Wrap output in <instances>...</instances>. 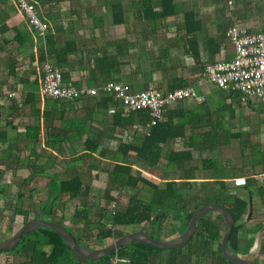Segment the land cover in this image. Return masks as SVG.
Here are the masks:
<instances>
[{
    "label": "crops",
    "instance_id": "obj_1",
    "mask_svg": "<svg viewBox=\"0 0 264 264\" xmlns=\"http://www.w3.org/2000/svg\"><path fill=\"white\" fill-rule=\"evenodd\" d=\"M27 1L34 7L38 19L46 25L45 36L49 35L52 37L55 48L61 49L66 42L75 44L76 51L74 53L68 54L66 57L61 54V57L57 58L61 62L59 68L56 66V56L54 54H49L48 59L45 61L58 68L68 77V82H71L75 87L98 88L107 82L106 76H103L106 73H110V76L117 82H123L132 87L133 90L139 87L142 90L152 88L165 92L178 84H183V87L199 88L200 92L197 93L195 100L183 101L169 107V109L181 111V115L188 123L185 128L186 137H195L197 142L195 141L194 146H188V140L175 139L164 146V151L191 152L193 161L187 166L194 169V179H185L188 177L179 168L177 170V168L167 167L165 159L161 160L160 166L162 165L166 169L160 170V172L159 169H150V173H147V175L155 179L160 178V181L162 180L164 183L168 181L178 183L189 181L194 184L191 187L194 190L196 185L204 184L206 183L205 181L214 183L223 181L228 194L234 193L237 196V193H239V196L244 200L247 197V180H253L256 183L251 189H255L257 184H264L263 162L256 165L247 163L246 165L250 166L246 169L244 165H241L242 162L234 164L233 166H236L241 172L229 174V176H221L222 172L220 173L218 168H214L217 171L215 176L214 169H204L202 164L200 169L195 164V155L201 160L202 158H209L207 153H212L210 155L213 157V155H221L223 152L228 154L226 151H229L227 149L228 142L226 143L222 136H218L219 146L211 149L210 145L201 137L202 135L213 134L214 132L225 135L228 131L231 134L240 133L233 130L235 128L231 125V115L228 117L226 115L227 121H225L223 115L227 111L225 107H217L214 104L218 102V99L213 95V89L215 91L218 89L203 81L204 66L217 60L230 59L233 56V48L224 38V33L229 26L240 25L249 32L255 33L264 31V0H256L257 3H252V0L251 3L240 0V4L237 3V7H233V0H228V5L233 7L231 10H224L221 6L222 0H199L200 2L198 3H196L197 0H179L176 2L179 7L177 14L156 21H148L145 15L140 14V5L138 3L144 0ZM130 1L138 6L135 12H132V8H130L132 6V3H128ZM149 1H151L155 10H159L160 0ZM8 3V8L1 6L9 11L5 19L6 21L8 20L6 22L8 29L11 31H13L12 29H17V32L21 34H30L31 41L24 43L23 46H19L14 42L15 46L6 47L2 39L9 41L16 36V33L13 31L14 36L9 39L7 36H0L2 53L11 52L6 59L12 55L16 67L14 76H9L8 67L4 64L5 60L0 55V107L2 115L0 132L5 133L7 138L0 146L6 149H13L14 151H27L28 159H32L30 163L33 162L36 166L38 158L34 157V155L42 157L43 153L45 154L46 152L49 159L38 167L41 168V172L48 175H57L58 177L67 176L69 171L76 173L74 171L84 166L81 161H75V159L87 149L94 147L90 146V142L95 143L94 145L97 147V152L93 154V157L97 159L94 162L95 164L102 166L117 163L113 157L119 145L121 143L137 145L143 136V129L136 128L137 131H135V128L125 130L115 128L113 126L115 110L112 106L102 110L100 108L101 105H99L100 98L81 99L76 102H62L43 98L39 93V89L42 78V64L45 62H39V54L41 50H45V36H39L27 24L25 17L15 4L9 0ZM246 3H248V6ZM116 4L124 6L123 24L121 25L113 24L114 15L111 9ZM220 9L221 11L223 10L220 18L223 26L217 31L216 27L213 26V20L216 19V13ZM189 11H193L196 14L195 19L200 23L199 29L194 32L186 31L184 13ZM133 23L135 24L133 25ZM138 25L139 27H136ZM217 44L220 45L219 52L213 55L211 53L215 50ZM150 55H154L155 58H151L152 56ZM106 58L110 59L108 63L104 61ZM100 59H103L101 60L103 61L102 63H100ZM153 60L156 61L153 62ZM97 65L106 72L102 73L97 70ZM198 81L202 82L201 86H197ZM34 90L36 91L35 97L31 99ZM133 92L140 91L134 90ZM10 93H14L15 97L9 98L8 94ZM226 95H219V97L227 101L229 98ZM17 101L23 104L26 101L27 104L17 108ZM29 102H34V104L32 105ZM232 111L231 108L230 112ZM80 113H83V115H80ZM219 122L220 125L218 124ZM32 128L38 129L37 140L25 136L27 133L26 129ZM256 137L253 134L250 141L248 137L243 141H240L239 137L235 139L238 141V158L241 157L243 151H253L256 146L260 149ZM244 142L246 145L243 146ZM37 150L39 152H35ZM112 151L113 154H111ZM21 155L22 153L18 156L21 157ZM130 155H134V153H130L128 156ZM116 160L120 161L119 159ZM214 161L217 162L218 160H211L212 167ZM28 163L26 166L30 169ZM59 163L63 168L60 170L61 172L55 167ZM221 164L225 169L231 167L228 162H222ZM21 171H23V168L20 164L15 171L11 172L12 176L20 177ZM99 171V169L94 170V176L91 178L85 179L82 177L83 183L87 188L86 196L88 199L95 196H104V194L108 193L105 188L102 191L96 190L98 184L107 183L106 181L97 180L96 174ZM155 172L159 174V177L153 174ZM30 173L23 177L22 180L26 179ZM40 179H46V182H48V178L44 176H36L32 179V182ZM59 179L65 180L68 177ZM241 179L246 181V185L236 189L233 186V182H242L243 180ZM196 187L199 189L198 186ZM238 189L241 190L239 191ZM109 195L112 197L111 191ZM257 201L258 203L260 202L259 199ZM68 205H71V201L66 203V206ZM190 210L191 207L188 208V211ZM90 217L92 216L90 215ZM258 221L264 224L262 204L258 206L257 216L252 214L250 221H246V219L243 221V224L246 225L243 226V230L239 234L243 246H245L244 243L247 242V238L250 237L249 230L253 226H257ZM99 222L104 223L103 220L98 222L96 220V223ZM175 222L176 226H180V221ZM247 222L251 225H248ZM80 223L84 227V222ZM144 227L148 231V228ZM84 231V236L80 238V242L82 241L83 245L90 246L94 244L91 248L101 249L103 245L106 247L111 243V240H104L101 242L103 245L99 246L97 243L100 241L97 243L91 241L90 232H95V236L97 233L95 225L91 228H85ZM251 232L253 233V230ZM172 239H175V237H165L164 241ZM240 247L239 250H241ZM194 256H189V258ZM183 257L188 256H182L178 264H181ZM159 258L163 261L162 255ZM80 264L88 263L80 262Z\"/></svg>",
    "mask_w": 264,
    "mask_h": 264
},
{
    "label": "trees",
    "instance_id": "obj_2",
    "mask_svg": "<svg viewBox=\"0 0 264 264\" xmlns=\"http://www.w3.org/2000/svg\"><path fill=\"white\" fill-rule=\"evenodd\" d=\"M177 1L179 0H160L159 3V10H155L152 6L151 1L144 0L139 1V11L140 14L145 15L146 20L148 21H156L160 19H164L167 17H171L178 13L179 7L177 6ZM8 0H0V6H6ZM138 9V6L137 8ZM112 14L114 15V22L115 25L123 24V16H124V6L120 4H116L111 9ZM185 20H186V31L187 32H194L197 31L200 27V23L195 19L196 14L193 11H189L184 13ZM117 19H116V18ZM116 19V20H115ZM190 25V26H189ZM16 36L13 37L10 42L17 43L19 46H23L24 43L30 42L31 37L28 33H19L17 29H12ZM262 32V31H261ZM45 36V35H44ZM45 50H41L40 52V59L39 62H45L49 57V54H54L56 56V66L60 67V59L61 54H64L65 57L68 54L74 53L76 51L75 44L72 43H65V45L61 49L55 48V44L52 42V37L49 35L45 36ZM4 45L7 47L9 41L6 39H2ZM2 46V45H1ZM0 46V55L1 58H7L11 52L2 53V48ZM220 45L217 44L215 50L211 54H216L219 52ZM103 59H100L101 61ZM109 58H106L104 61L107 63L109 62ZM229 60V59H226ZM101 61L100 63H102ZM5 65L8 67V74L9 76H14L15 71V61L11 57L4 62ZM117 64V63H116ZM109 65V64H107ZM97 70H100L102 73L106 72L103 70L99 65H97ZM62 73V72H61ZM106 76V77H105ZM103 77L107 78V81H117L110 73H106ZM62 79L64 82H68V77L62 73ZM35 86H37L35 84ZM132 88V87H131ZM184 88L183 84H178L172 87L169 91ZM159 90V89H157ZM132 91L133 88H132ZM220 95H225L229 99L236 100L238 104L241 103L239 96L236 93H225L223 91L217 90ZM36 91L32 93L31 99L35 97ZM101 109L105 110L108 106H112L115 110L113 114V126L115 128H120L121 130H125L128 128H144L146 124L149 122V113L147 110L136 111V112H126L122 108V106L117 101H113L110 97H99ZM49 99V98H45ZM30 104H34V102H29ZM25 105L27 102L25 101ZM23 103L17 108H21ZM24 105V106H25ZM250 108H252L251 103L248 102ZM231 109V108H230ZM1 107H0V121H1ZM176 120V121H175ZM187 120L183 118L181 115V111L175 109H169L166 107L163 112V118L160 121H157L154 125L151 126L149 129L148 135H143L141 139L138 141L137 145H126L120 144L117 149V158L120 161L114 159L117 163H115L109 173L108 184L111 188L113 186H117V188H129L130 190H136L138 187H145L148 192V199L147 201H141L136 199L133 196L129 197L127 205L119 210H116L114 214L111 212L104 213L100 216V220L104 221V223H98L97 229L98 232L94 238L96 241H100V244L104 240H110V238L115 239V235L113 232L114 227H131V226H146L148 231L146 232L150 238L160 240V234L163 231V225L161 223L160 215L165 212V216L169 214L167 213L168 209L173 211L172 216L176 221H180V229L185 231L189 220L191 219L194 211L198 209L205 203H215L227 209L233 218L234 226L232 232L230 234L228 245L230 249L237 253L239 250L240 245H242V241L239 238V234L243 230V225L240 224L247 215V201L241 199L233 194H228L227 189L225 187V183L223 181L215 182L216 185L219 186V190L213 196L214 201L206 200L195 203V201L201 199L198 193L201 188L196 190V195H192L189 197L187 195V191L191 189L194 185L189 181H182V182H175V181H168L163 183V186L155 184L151 181H148L141 175H134L132 173L131 165L126 163V158L130 153H134L135 157L140 160L147 168L157 170L161 160H166L167 167L177 168V170L181 169L184 171L185 176L189 180L194 179V169L187 166L190 162L193 161L192 154L189 151H164V146L175 140V139H186L188 140V146H194L197 142L195 137L188 136L186 137V125ZM220 125V122L218 123ZM37 130L35 128L26 129V137L27 138H34L37 140ZM229 134V135H228ZM218 136H222L224 141L227 143L231 140L240 138L239 133L231 134L229 131L225 135H220L217 133H210L208 135H202L203 139L210 145L211 149L216 148L219 146ZM6 134L0 132V145L6 141ZM196 141V142H195ZM95 143L90 142V146H94L93 148L87 149L82 155L78 156L75 161H81L83 165L89 164L87 166L89 171H94L99 168L97 164L94 162L97 161L96 158L93 157V154L97 152V147L94 145ZM246 143H243V146ZM13 153L12 163L8 162L7 166L0 167V181L5 172H9V174L15 171L20 166V159L18 155L22 153V150H15V155L13 149H10ZM12 153H10L12 155ZM18 153V155H16ZM120 156V158H119ZM33 157V156H32ZM32 159L29 160L30 169L32 170L30 175L22 180L21 186L19 187L21 190L28 187L34 177H36L37 168L35 163H30ZM262 162V161H260ZM6 163V162H5ZM93 163V165L91 164ZM202 167L205 169L212 168L211 160H202L201 161ZM29 168V167H28ZM179 168V169H178ZM9 169V170H8ZM7 170V171H6ZM12 174V173H11ZM10 174V175H11ZM40 174H46L41 172ZM256 185L255 181L247 180V189L246 191L252 197L253 193L256 192L260 198H263L264 194V187L262 185L256 186L255 189H251ZM46 187V199L44 201L43 207L39 213H44L45 215L52 218L49 222H54L59 225H62L61 222L62 211L65 209L67 202H74L77 200L75 211L72 215V221L84 222V229L91 228L94 226L89 221V207L86 205L87 196H84V183L82 180V176L79 174H75L68 179L61 180L55 178H48V182L45 184ZM21 190L15 191V204L12 210V219L17 217L20 218L22 224L27 223L31 219L37 218V212L30 210L29 206L23 207V200L25 198L30 199L31 196L28 193L26 195ZM109 191V189H107ZM0 195L4 196V186L0 184ZM221 201V204H219ZM193 205V208L188 211V208ZM263 214H264V200H261ZM105 212V209L103 210ZM58 213H61L59 216ZM158 217V220H155V217ZM164 216V217H165ZM220 218V222H216L210 217H204L198 220L195 228V233L193 237L190 239L188 244L184 247L168 250V257H165L164 264H178L179 259L182 256H196L201 253L209 252V248L213 243H217L218 248L217 252L211 251L210 253L214 256H217L219 262L221 264H231L227 262L223 256L221 251V238L224 232L225 223L223 218L218 215ZM252 218V214L248 221ZM58 219V220H56ZM66 225V224H65ZM257 227H264V225L258 221ZM70 227V225H66ZM98 226L103 228H98ZM109 226V228L107 227ZM65 227V226H64ZM65 227L68 230V228ZM108 230H107V228ZM163 228V229H162ZM101 229V230H99ZM264 232V231H263ZM69 233L74 237L77 244L88 247L87 245H83L79 238L72 232ZM151 233V234H150ZM264 234V233H262ZM126 234H117L116 240ZM9 239H2L0 241H7ZM245 246H248L247 243H244ZM164 250H159L153 247H148L138 243H132L128 247L121 248L116 250L111 255L103 258L98 262H87L75 253H73L63 242V240L53 231L47 229H38L36 232L29 233L24 235L17 247L12 250L11 252H0L2 253H13V254H20L23 257V261L21 264H80V262L88 263V264H110V260L113 256H117L119 259H123L125 263H118V264H161L162 260L159 258ZM248 251V248L246 249ZM264 259V244H260L259 254L257 255ZM197 257V256H196Z\"/></svg>",
    "mask_w": 264,
    "mask_h": 264
},
{
    "label": "rangeland",
    "instance_id": "obj_3",
    "mask_svg": "<svg viewBox=\"0 0 264 264\" xmlns=\"http://www.w3.org/2000/svg\"><path fill=\"white\" fill-rule=\"evenodd\" d=\"M248 3H251V0H245ZM200 2L199 0H197L196 3ZM228 0H222L221 1V6L224 8V10H231L234 6L237 7V3L240 4V0H233L234 4L233 7L228 5ZM257 3L256 0H252V3ZM129 4L132 3V1L128 2ZM248 3L247 6H248ZM220 4V3H219ZM9 3L7 2L6 7L8 8ZM132 6L130 8H132V12H135L137 8L136 4L132 3ZM188 5V4H187ZM218 8H220L219 6H217ZM223 11V10H222ZM221 9L220 11H217L216 13V19L213 20V26L216 27L217 31L218 29H220L222 25V22L220 21L221 18ZM7 12H9L6 8L3 9L0 6V36H7V38H12L14 36V32L11 31L10 29H8L7 25H6V14ZM135 23H133L134 25ZM153 25V24H152ZM136 27H139L136 26ZM216 33V32H215ZM229 44V43H228ZM5 46V45H4ZM10 46H15L14 43H9L7 45V47ZM152 56L151 58H155L154 55H150ZM149 58V57H148ZM147 58V59H148ZM4 60L6 61L7 59L4 58ZM156 61V60H155ZM153 60V62H155ZM11 88V87H9ZM8 88V89H9ZM213 89V88H212ZM137 91H141L142 89H140L139 87H136ZM195 93H199L200 90L198 87L194 88ZM213 95L217 97L218 102L214 103L216 104L217 107H221L224 106L225 107V111L223 113L224 117H225V121H227V117L231 115L232 117V123L231 125L235 128L233 129L235 132H240L239 136H240V141H243L245 138H249V141L252 139L253 134H255L258 139V145L261 149L256 146V148L253 151H243L242 155L240 158H238V154H237V145H238V141L236 140H232L229 141L227 144V149H229V151H226L228 154L226 153H221V155H210L212 153H207V157H209L208 159L210 160H218L217 162L214 161L213 162V167L214 168H218L219 172L221 174V176H229V174H233L236 172H241L236 166H233L234 164H239V162H242L241 165H244L245 169L249 168L250 165H246L247 163L251 164V165H256V164H262L260 161L263 162L264 164V102H260L259 100H255L252 99L251 106L252 108H250V106L247 103H240L238 104L236 100L233 99H229L227 101L223 100L222 98L219 97L220 93L218 91H215V89H213ZM21 102H16L17 106L19 107V104ZM22 104V103H21ZM230 107L232 108V112H230ZM80 115H83V113H80ZM227 115V117H226ZM249 131V132H248ZM230 132V131H229ZM229 135V134H228ZM231 144V145H229ZM246 145V144H245ZM14 155H15V151L13 150ZM35 152H39L38 150ZM12 153V151L10 149H6L4 147L0 146V167H3L2 165L7 166L8 162L12 161L13 157V153L12 155L10 154ZM57 153V152H56ZM109 154V153H108ZM113 154V151L112 153ZM16 155H18V153H16ZM114 157L113 158H117V153L114 152ZM206 156V155H205ZM20 157V156H18ZM34 157H37V173L36 176H44L47 178H64V177H71L75 174H79L80 176L86 178H91L93 177V171H89L87 166V164H85L81 169H78L77 171H74L76 173H73V171H69L68 175H64V176H60L58 177L57 175H48V174H40V170L41 168H39L38 166L41 164H43L44 161H46L48 158V154L43 153L42 157H39L38 155ZM196 160H195V164L196 166H198L201 169V161L202 159H207V158H202L201 160L195 155ZM120 158V156H119ZM20 159V164L21 167L23 168V171H21L20 173V177L16 176H12V174L10 175L9 172H5L0 184L4 186V196L0 195V240L2 239H10L15 232L23 225L22 222L20 221V218H13L12 219V210L14 208V204H15V191L21 190L19 187L21 186V182L23 177L27 176L29 172H31V169L27 168V163H28V157H27V151H22V155L19 158ZM121 159V158H120ZM207 159V160H208ZM221 160V162H220ZM229 163V165L231 167H229V169H225V167H222V162H227ZM6 162V163H5ZM65 162V161H64ZM63 162L64 165H66ZM220 162V163H219ZM126 163L131 165L132 167V173L134 175H141V177H144L145 179H147L148 181H151L155 184H158L160 186H163V181H160V178L155 179L152 176L147 175V173H150V169L147 168L140 160H138L135 155H130L128 156V158L126 159ZM93 165V163H91ZM11 165H13V163L11 162ZM83 165V163H82ZM218 166V167H217ZM59 169V172H61L60 170H62V166H60L59 164H56V166ZM113 165L112 164H108V165H102L99 166V172L98 174H96V178L97 180H102L103 182L106 181L108 183V179H109V173L112 169ZM263 167V166H262ZM0 168V169H3ZM159 172L160 170L163 171L164 166H160L158 167ZM263 169V168H262ZM9 170V169H8ZM29 171V172H28ZM215 172V176L217 175V171L214 169L213 170ZM53 172V170H52ZM64 172V171H63ZM62 172V173H63ZM151 172H153V170H151ZM60 174V173H59ZM156 176H158V173H153ZM237 174V173H236ZM159 177V176H158ZM243 182H240V184H243L242 186L239 187H235L237 188H241L244 187V185H246V181L244 179ZM46 179H40L37 181H31L30 185L24 189L21 190V192L23 191L26 195H28V193L30 194L31 198L27 199L25 198L23 200V207L29 206L30 210L36 211L37 213V219H41L44 221H50L52 220L51 217L45 215L44 213H39L41 208L43 207L44 201L46 199V194L47 193L45 191V183H46ZM206 183L204 184H198L196 186H198L199 188H201V190L199 191L200 193H198L199 197H201V199L195 201V203L201 202V200L206 201V200H212V202L214 201L215 198H213V196L216 194V192L219 190V186L216 185L214 182H209V181H205ZM220 182V181H218ZM239 183V182H238ZM261 183V182H260ZM85 186V185H84ZM195 186V190L196 187ZM231 186V185H230ZM264 187V184L262 185ZM109 189V191L107 190L106 192H108L107 194H104V196H100V197H90L89 199L87 198L86 200V205L87 207H89V211H90V215L92 217L88 218L90 223L92 225H95V228H97V222L100 221V216L104 213H110V211L112 210V205L115 204L116 205V210L122 209L124 208L129 200L130 196L135 197L136 199H139L141 201H147L148 199V192L147 189L145 187H138V189L136 190H130L129 188H117V186H113V188H111L108 184H104V183H100L98 184V187L96 190L98 191H102L103 189ZM243 189V188H242ZM94 190V191H96ZM194 189H189L187 191V195H189V197H191L192 195H196ZM198 190V188H197ZM239 191L241 189H238ZM86 191L87 188L84 187V191L83 194L86 196ZM110 191L112 192V197L109 195ZM230 193V192H229ZM232 194V193H230ZM236 196V195H235ZM237 196H239V193H237ZM263 198H260L258 196V194L256 192L253 193L252 198V214L253 216H257V209L258 206L261 205V200H264V194L262 195ZM193 197V196H192ZM259 199V203L258 200ZM247 203H248V199H246ZM76 203L77 200H75L74 202H71V205L65 206V209L62 211V218H61V222L62 226L67 227L66 225H70V227H67L69 231H72L80 240V238H82L84 236L85 233V229L83 227V225L81 223H78V221H72V217L71 215L73 214V212L75 211L76 208ZM215 204V203H214ZM221 204V201L220 203ZM259 204V205H258ZM192 204H191V209H192ZM248 208V207H247ZM93 209V210H92ZM105 209V212L103 211ZM169 212V215H166L165 217L161 218V223L163 225V231L160 234V241H164V238H170L172 236H174L175 238L179 237L181 235V232L183 231V229H180V226L177 225L176 226V220L174 219V217L172 216L173 211L171 209L167 210V213ZM165 213V212H163ZM172 213V214H171ZM61 213H58L57 215L59 216ZM174 215V214H173ZM217 214L211 213V218L216 222H220V218L219 216H217L218 218H216ZM260 217V216H259ZM58 220V219H56ZM94 221V223H93ZM175 222V223H174ZM66 224V225H65ZM248 225H251L250 223L247 222ZM246 225V224H244ZM264 225V224H263ZM92 227V226H91ZM109 228V226H107ZM106 227V228H107ZM98 228H103L98 226ZM107 228V230H108ZM101 230V229H99ZM114 235H115V239L114 238H110L111 243L113 241L116 240V235L117 234H126V233H131L134 231H141V230H145L144 226H129V227H114L113 229ZM253 230V233L251 232ZM94 231V230H93ZM264 227L260 226H253L250 230H249V238H247V245L248 246H243L240 247L241 250H239L237 253H235L238 257L240 258H244L247 260H250L254 263L257 264H264V259L257 256L259 254V248H260V244H264ZM98 232V229H97ZM94 233L95 232H90V235L92 237L91 241L92 242H98L94 239ZM146 233V232H145ZM147 234V233H146ZM151 234V233H150ZM247 234V232H246ZM107 241V240H106ZM82 242V241H81ZM100 243V242H99ZM97 243L99 246L102 244ZM110 243V244H111ZM103 245V244H102ZM101 245V246H102ZM91 246H94V244L92 245H88V248H91ZM97 246V245H95ZM104 247V245H103ZM217 248L218 245L217 243H213L210 248H209V252L208 253H204V255L198 254L192 258L189 257H183L181 260V264H193L195 262H197V264H221L219 262V259L217 256H214L213 254H211L210 252L213 251L214 253L217 252ZM248 248V251H246V249ZM11 252V251H10ZM168 250H164L162 252V257H163V261L161 262V264H164L165 262V257L168 255ZM255 255V256H254ZM23 261V257L19 254H13V253H2L0 254V264H21ZM100 264V263H98Z\"/></svg>",
    "mask_w": 264,
    "mask_h": 264
},
{
    "label": "built area",
    "instance_id": "obj_4",
    "mask_svg": "<svg viewBox=\"0 0 264 264\" xmlns=\"http://www.w3.org/2000/svg\"><path fill=\"white\" fill-rule=\"evenodd\" d=\"M9 1L15 4L27 24L43 37L46 25L38 19L34 7L27 0ZM224 38L232 46L233 56L229 60H217L206 64L203 81L225 93H236L241 103L248 104L252 99L264 102V31L249 32L245 27L234 24L226 29ZM201 85L202 82L198 81L197 86ZM39 93L43 98L62 102L110 97L114 102H119L126 112L147 110L149 122L142 128L143 135H148L151 126L162 120L166 107L197 98L193 87L165 92L148 88L133 92L131 87L123 82L107 81L98 88H78L71 82H64L61 71L49 62L42 64ZM8 97L14 98L15 94L10 93ZM233 186L239 187L242 184L235 181ZM110 212L112 214L116 212L115 204L112 205ZM125 262L117 256L110 260V264Z\"/></svg>",
    "mask_w": 264,
    "mask_h": 264
},
{
    "label": "water",
    "instance_id": "obj_5",
    "mask_svg": "<svg viewBox=\"0 0 264 264\" xmlns=\"http://www.w3.org/2000/svg\"><path fill=\"white\" fill-rule=\"evenodd\" d=\"M247 207L246 220H248L252 214L251 196L248 198ZM209 213H217L224 219L225 228L220 243L223 258L231 264H255L250 260L238 257L230 249L228 240L234 226L232 215L227 209L214 203H205L196 209L189 220L185 231L179 237L172 240L160 241L150 238L148 234L143 231H136L120 237L110 245L101 249H90L77 244L74 237L64 226L35 218L23 224L9 240L0 241V252H10L14 250L24 235L36 232L38 229H47L55 232L73 253L87 262H98L111 255L116 250L128 247L132 243L142 244L159 250H173L184 247L188 244L195 232L198 220ZM160 217L163 218L164 213H162ZM155 220H158L157 216L155 217Z\"/></svg>",
    "mask_w": 264,
    "mask_h": 264
},
{
    "label": "flooded vegetation",
    "instance_id": "obj_6",
    "mask_svg": "<svg viewBox=\"0 0 264 264\" xmlns=\"http://www.w3.org/2000/svg\"><path fill=\"white\" fill-rule=\"evenodd\" d=\"M234 194V193H233ZM234 195H236V194H234ZM246 195H247V197H246V199H248L249 198V193L247 192L246 193ZM237 197H239V198H241L240 196H237ZM242 199V198H241ZM214 214H217V213H214ZM165 215V214H164ZM219 214H217L215 217L216 218H218L217 216H218ZM211 216V213H209V214H207V215H205L204 217H210ZM204 217H202V218H204ZM222 217V216H221ZM211 218V217H210ZM212 218H214V217H212ZM211 218V219H212ZM201 219V218H200ZM245 219H246V217H245ZM245 219L243 220V221H245ZM224 220V219H223ZM243 221L240 223V224H242L243 226H244V224H243ZM246 221H248V220H246ZM141 231H143V232H147L146 230H141ZM195 233V232H194ZM194 235V234H193ZM193 237V236H192ZM252 262V261H251ZM254 263V262H253ZM193 264H197V262H195V263H193ZM255 264H257V263H255Z\"/></svg>",
    "mask_w": 264,
    "mask_h": 264
}]
</instances>
